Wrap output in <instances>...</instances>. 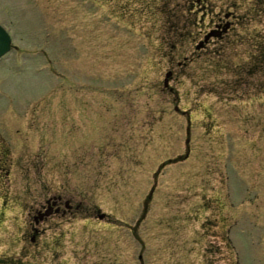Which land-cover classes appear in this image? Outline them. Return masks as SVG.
<instances>
[{
	"label": "rangeland",
	"instance_id": "obj_1",
	"mask_svg": "<svg viewBox=\"0 0 264 264\" xmlns=\"http://www.w3.org/2000/svg\"><path fill=\"white\" fill-rule=\"evenodd\" d=\"M0 24V264H264V0H0Z\"/></svg>",
	"mask_w": 264,
	"mask_h": 264
},
{
	"label": "water",
	"instance_id": "obj_2",
	"mask_svg": "<svg viewBox=\"0 0 264 264\" xmlns=\"http://www.w3.org/2000/svg\"><path fill=\"white\" fill-rule=\"evenodd\" d=\"M13 38L8 29L0 24V59L5 57L12 50ZM104 216H100L103 218Z\"/></svg>",
	"mask_w": 264,
	"mask_h": 264
},
{
	"label": "flooded vegetation",
	"instance_id": "obj_3",
	"mask_svg": "<svg viewBox=\"0 0 264 264\" xmlns=\"http://www.w3.org/2000/svg\"><path fill=\"white\" fill-rule=\"evenodd\" d=\"M49 206H50V210H54L56 209V212H59L60 211V208L58 207V203H49Z\"/></svg>",
	"mask_w": 264,
	"mask_h": 264
}]
</instances>
